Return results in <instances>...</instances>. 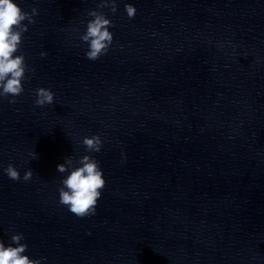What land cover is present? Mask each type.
Masks as SVG:
<instances>
[{
	"label": "water",
	"instance_id": "95a60500",
	"mask_svg": "<svg viewBox=\"0 0 264 264\" xmlns=\"http://www.w3.org/2000/svg\"><path fill=\"white\" fill-rule=\"evenodd\" d=\"M18 3L37 8L20 45L35 71L0 99V238L22 232L42 264H264V0ZM90 9L112 21L96 60L79 39ZM38 86L53 104H34ZM92 134L106 184L78 217L56 165Z\"/></svg>",
	"mask_w": 264,
	"mask_h": 264
},
{
	"label": "clouds",
	"instance_id": "9594fccd",
	"mask_svg": "<svg viewBox=\"0 0 264 264\" xmlns=\"http://www.w3.org/2000/svg\"><path fill=\"white\" fill-rule=\"evenodd\" d=\"M105 5H109L112 12L116 11V0H101L98 7ZM124 8L129 18L135 15L134 4L126 3ZM36 14L35 6L29 12L20 7L18 0H0V99L7 98L9 103H15L17 96L24 91L26 71H35L29 69L20 45L23 33L27 31L28 24L34 22ZM87 15L91 19L87 20L79 39L85 44L84 56L89 60H96L106 54L112 45V21L97 9H90ZM46 54V51L40 52L41 56ZM34 92L35 105L53 104L55 93L51 88L38 86ZM81 143L85 146V154L75 160L67 155L63 162L56 165L57 172L64 174L58 185V203L74 215L86 217L96 214L106 179L99 160L91 155L101 150L103 140L100 135H85ZM29 156L35 159L37 153L32 150ZM3 172L12 180L28 181L33 176V170L28 168L21 177L19 169L12 163L3 167ZM23 240L22 232H13L7 241L0 238V264H42L45 258H30L26 252L28 245Z\"/></svg>",
	"mask_w": 264,
	"mask_h": 264
}]
</instances>
